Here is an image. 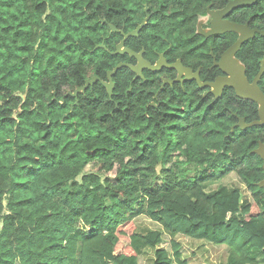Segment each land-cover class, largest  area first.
<instances>
[{
	"label": "trees",
	"instance_id": "obj_1",
	"mask_svg": "<svg viewBox=\"0 0 264 264\" xmlns=\"http://www.w3.org/2000/svg\"><path fill=\"white\" fill-rule=\"evenodd\" d=\"M212 2L228 0H0V264H190L179 235L224 246L219 264H264L263 160L252 153L264 126L232 131L259 118L257 103L229 87L219 99L187 88L154 108V76L131 82L128 68L113 77L112 99L99 82L67 95L131 61L114 53L122 34L109 24L133 31L143 5L153 13L140 33L147 49L183 35L184 57L209 63L211 47L219 56L237 39L196 34ZM230 18L264 30V0ZM236 56L253 81L264 36ZM231 173L244 187L210 190Z\"/></svg>",
	"mask_w": 264,
	"mask_h": 264
},
{
	"label": "water",
	"instance_id": "obj_2",
	"mask_svg": "<svg viewBox=\"0 0 264 264\" xmlns=\"http://www.w3.org/2000/svg\"><path fill=\"white\" fill-rule=\"evenodd\" d=\"M258 0H231L224 8L218 11H208L211 21L210 27L208 29L202 28L203 19L199 21L198 24V32L203 34L206 37L211 35H222L229 32H234L238 34V39L236 42L231 45L221 56L220 61L215 63L216 66L223 71L224 76H220L214 82H202L199 77V73L192 74L191 69H187L180 65V61H178L177 65L168 66L163 59H161L155 64L152 65L150 62L143 59V51L140 53H136L130 48L125 46V42L127 39L131 37H137L140 31L145 27L148 23L150 16L148 15L143 22L133 31L124 34L123 30H118L117 27L113 24H109L112 32H118L124 34L123 40L117 44L115 53L117 54H129L130 57H135L138 60L136 65L121 62L116 65L112 70L108 71V81H102L103 85L106 87L108 95L112 98L114 93V81L113 76L117 74V72L122 68H129L132 72L136 73V78L143 77V69H148L151 71L160 70L163 66L178 68L180 73L178 80L181 79L182 74L184 73L187 78L196 79L201 88L210 87L211 93L215 95L216 98H220L223 94V91L226 87L233 88L235 90L236 95L245 100H250L258 104V115L259 118L255 119L251 122H246L244 117L239 118L238 123L232 128V131L235 130V127H239L241 130H245L249 127L253 126H264V92L261 89L259 82L262 79L264 74V57L261 60V68L258 74L255 76L253 81H250L246 76V66L243 62H241L236 54L241 49L242 45L254 38L256 34H260L264 36V30L251 29L249 26V22L246 24H240L237 22H233L225 19L230 12L235 9L254 5ZM147 11V8H146ZM103 22H106L104 20ZM104 47L103 44L100 45ZM99 78L97 76H93L91 79H87L83 86L77 87L74 91H70L67 95L77 98L79 94H84L86 90L93 86ZM167 82V81H166ZM64 98L62 99V102ZM77 103V102H76ZM73 106L71 107V111L73 110ZM67 115V114H66ZM65 115V116H66ZM252 153L257 154L263 160V170H264V142H260L259 146L252 151ZM258 185L264 188V179H262Z\"/></svg>",
	"mask_w": 264,
	"mask_h": 264
},
{
	"label": "flooded vegetation",
	"instance_id": "obj_3",
	"mask_svg": "<svg viewBox=\"0 0 264 264\" xmlns=\"http://www.w3.org/2000/svg\"><path fill=\"white\" fill-rule=\"evenodd\" d=\"M230 1L231 0H228L227 4ZM213 4L214 3L212 2V3H210L207 6L206 13L204 15H200L198 17V21H197V24H196V34L199 35V36H202L204 42H208V43H211V42L215 41V39L213 37H215L216 35H211L209 37H206L203 34L199 33L198 32V24H199V21L203 19L202 28L203 29H208L210 27V21H211V17L209 15L208 11H218V10L224 8L227 5L226 4L222 8H216V7H213ZM143 6H144V17L142 18L141 22L138 23L137 27L143 22V20L148 15L150 16V18L148 20V23L150 22V20L153 17V13L150 12L149 7H146V5H143ZM146 8H147V11H146ZM231 13L232 12H230L224 18L227 19V20L233 21L230 18L231 17ZM233 22H236V21H233ZM248 22H249V26H250V19H248L246 23H248ZM237 23H239V22H237ZM246 23H240V24H246ZM250 28L251 29L263 30V29H259L257 27H254L253 28L251 26H250ZM120 30H123L124 31V28H121ZM141 31H140V33H141ZM118 32L121 33L120 31H118ZM127 33H129V32H127ZM127 33L124 31V34H127ZM140 33H139V35L137 37H134V38H136V39L139 40V42L134 43V45L136 47H140V49H133V48L127 46L126 43H127L128 39L125 42V46L127 48H130L131 50H133L136 53H140V52L143 51V55H142L143 59L146 60V61H148V62H150L152 65H155L161 59V57L163 56V59L165 60V63L168 66L177 65L178 64V61H180V65L182 67H185L187 69H191L192 70V74L191 75H195V73L198 72L199 73L200 80L202 82H214V81H216V79L218 77L225 75L223 73V71L219 68V66H216L215 65V63H217V62L220 61V58H221L222 54L231 45L227 49H225L219 56L216 55V54H214L213 48L211 47V51L209 53L211 55V57H212L211 58V61L209 63H207V64H199V65H197V63H200L201 62V61H199L198 57L194 56V58H189V59L184 57V54L190 52L187 48H184L179 43V41H182V40L185 39V36H183V35H175L174 34L175 37H173L171 39H168V38L165 37L164 40H165L167 46L164 47L160 51V50H158L157 48H155L153 46H150L149 49H147L143 45L144 39L143 38H140ZM121 34H122V38L119 40V42L117 44H119L123 40V38H124V34L123 33H121ZM256 35H258V33ZM237 39H238V34H237ZM234 43H232V45ZM117 44H116V46H117ZM123 55H128L129 56V54H123ZM130 59H131V61H128V62L123 61V62L129 63V64H133V65H136L138 63V60L135 57H130ZM132 73H133V76H132V81L131 82L146 81V80H148V77L146 75L154 76L155 82H156V89L155 90H149L150 97L152 98V100H150L149 104L151 106H153L154 108H159L160 105L163 104L161 97L164 94H166L167 92H168V94L177 93V92L178 93H186L187 92V90H186L187 88H189L190 90H195L197 88L198 91L200 92L201 96H203V97L210 96L211 95L214 99H219V98H216L213 93H211V88L210 87L206 86V87L201 88L199 86L198 81L196 79L187 78V76L184 73L182 74L181 79L178 80L179 73H180V71H179L178 68L163 66L160 70H156V71H151V70H148V69H143V71H142L143 77H138V78H136V73H134V72H132ZM107 74H108V72H107ZM98 78L99 79L97 80L96 83L99 82L102 85H103L102 81H108V76L107 75H106V79H102L100 77H98ZM104 88L106 89L105 86H104ZM114 90H115V83H114ZM131 90H132V87L128 91H131ZM106 92H107V89H106Z\"/></svg>",
	"mask_w": 264,
	"mask_h": 264
},
{
	"label": "rangeland",
	"instance_id": "obj_4",
	"mask_svg": "<svg viewBox=\"0 0 264 264\" xmlns=\"http://www.w3.org/2000/svg\"><path fill=\"white\" fill-rule=\"evenodd\" d=\"M92 169L94 168L93 166L91 167V165H88V167L86 168V170ZM111 175L113 176L114 172L111 173ZM233 184H237L241 187H244L240 178L236 174L231 173L224 177L221 181L212 185L210 187V190L216 189L219 185L231 186ZM137 222L141 226H146L153 229L161 228L158 224L152 222L146 217L138 218ZM178 239L182 243V252L184 254V257L190 261V264H219L221 261L225 260L227 256L226 248L224 246L211 245L210 243L206 242H204L203 244L200 240L197 241L182 235H179ZM162 246L168 249L169 251L171 250L170 238L166 234L164 235V242ZM146 260V255L144 257H141V263H144Z\"/></svg>",
	"mask_w": 264,
	"mask_h": 264
}]
</instances>
